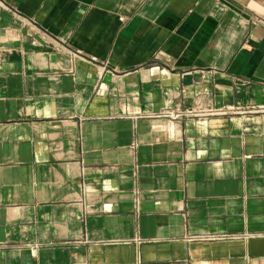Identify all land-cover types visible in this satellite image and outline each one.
Returning <instances> with one entry per match:
<instances>
[{"label": "crops", "instance_id": "1", "mask_svg": "<svg viewBox=\"0 0 264 264\" xmlns=\"http://www.w3.org/2000/svg\"><path fill=\"white\" fill-rule=\"evenodd\" d=\"M0 1V264H264V0Z\"/></svg>", "mask_w": 264, "mask_h": 264}, {"label": "built area", "instance_id": "2", "mask_svg": "<svg viewBox=\"0 0 264 264\" xmlns=\"http://www.w3.org/2000/svg\"><path fill=\"white\" fill-rule=\"evenodd\" d=\"M0 6H4V4H2L1 1H0ZM199 107H200V104L197 103L195 106H192V107L187 108V109L182 110V111H176L173 114L170 112L168 115L172 116V117L174 116L176 118L188 117V116H201L202 113H204V112H200Z\"/></svg>", "mask_w": 264, "mask_h": 264}]
</instances>
